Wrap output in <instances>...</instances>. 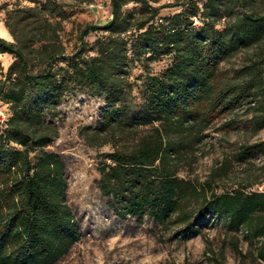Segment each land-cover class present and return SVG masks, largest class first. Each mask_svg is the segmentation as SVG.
I'll return each instance as SVG.
<instances>
[{"label": "trees", "instance_id": "trees-1", "mask_svg": "<svg viewBox=\"0 0 264 264\" xmlns=\"http://www.w3.org/2000/svg\"><path fill=\"white\" fill-rule=\"evenodd\" d=\"M254 1L109 0L110 20L81 28L80 47L70 54L61 37L69 13L56 0L4 10L12 40L0 37V55L13 58L4 73L0 65V104L8 113L0 125V264H56L81 238L67 200L66 165L46 149L59 136L60 106L79 92L104 102L99 127L78 132L92 149L113 148L99 167L98 188L118 218L148 216L186 239L202 235L214 217L252 241L243 255L233 245L236 254L264 264V192L241 186L219 193L214 175L202 184L178 176L217 121L228 118L223 127L230 129L244 109L255 128L264 127V14H231L232 4L244 10ZM165 8L180 10L162 17ZM93 32L102 35L86 49L84 38ZM253 49L249 63L232 73L222 68ZM136 63L145 76L135 105ZM141 127L149 134L122 144ZM253 149L264 144L241 146L235 159Z\"/></svg>", "mask_w": 264, "mask_h": 264}, {"label": "rangeland", "instance_id": "rangeland-1", "mask_svg": "<svg viewBox=\"0 0 264 264\" xmlns=\"http://www.w3.org/2000/svg\"><path fill=\"white\" fill-rule=\"evenodd\" d=\"M43 1L0 0V29L8 33L2 23L5 9H11L16 4L31 6L33 2ZM56 1L69 13L65 31L61 34L68 54L80 47L78 35L81 28L86 24L102 26L111 17L109 0H95L90 4L92 7L78 4L74 0ZM178 1L184 0H160L159 5ZM204 1L197 0L199 5ZM97 4L101 8L94 6ZM134 7L131 4L124 10L128 12ZM179 10L165 8L160 11V15L171 16ZM243 11L264 14V0H255L244 10L232 4L233 16ZM101 35L100 32L89 33L84 38L85 48L92 46L94 40ZM0 37L7 40L1 34ZM257 50H250L248 54L240 53L223 64L222 68L232 73L244 63H249ZM12 58L11 55H0L3 73ZM165 64L166 61L154 64L153 70L158 72ZM144 76L141 65L134 64L130 70L131 81L136 84L131 95L132 104L142 102L140 84ZM103 109L102 99L88 97L82 92L69 96L60 106L62 119L55 121L59 136L46 148L49 152L59 154L66 165L67 200L81 234L80 240L56 264H251L249 259H243L233 249L235 245L242 255L248 252L252 241L246 238L245 232L240 230L231 233L224 223L217 222L214 217L207 219L202 235H191L184 239L174 235V229L163 230L148 216L139 222L131 217L122 220L114 214L111 200L102 196L98 188L99 167L113 148L107 145L92 149L85 144L78 132L83 126L99 127ZM239 112L230 129L223 127L228 122L227 118L217 121L204 132L205 137L186 158V163L178 173L179 177L202 184L214 175L216 180L212 182V189L219 193L239 189L241 186H248V192H264V150L253 149L248 157L235 159L241 146L264 144V127L258 130L249 122L252 118L251 111L246 113L242 109ZM7 114L6 108L0 104V125ZM149 132V127H141L125 136L122 144H132L136 141L135 137Z\"/></svg>", "mask_w": 264, "mask_h": 264}, {"label": "bare ground", "instance_id": "bare-ground-1", "mask_svg": "<svg viewBox=\"0 0 264 264\" xmlns=\"http://www.w3.org/2000/svg\"><path fill=\"white\" fill-rule=\"evenodd\" d=\"M0 34L5 38H7V40H12L11 36L8 33L2 31L1 29H0Z\"/></svg>", "mask_w": 264, "mask_h": 264}, {"label": "built area", "instance_id": "built-area-1", "mask_svg": "<svg viewBox=\"0 0 264 264\" xmlns=\"http://www.w3.org/2000/svg\"><path fill=\"white\" fill-rule=\"evenodd\" d=\"M94 6H96L97 8H101V6L100 5H94ZM90 7H92V5H90ZM6 119V118H5ZM5 119H3L1 122H2V124L4 123V121H5Z\"/></svg>", "mask_w": 264, "mask_h": 264}]
</instances>
